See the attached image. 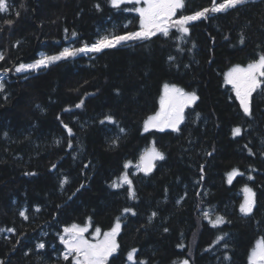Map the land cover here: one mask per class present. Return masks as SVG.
<instances>
[{
    "label": "trees",
    "instance_id": "16d2710c",
    "mask_svg": "<svg viewBox=\"0 0 264 264\" xmlns=\"http://www.w3.org/2000/svg\"><path fill=\"white\" fill-rule=\"evenodd\" d=\"M9 2V11L0 13V52L5 56L0 72L67 44H89L101 34L138 28L135 15L123 6L112 8L108 0ZM210 6L211 0H186L177 16ZM8 19L14 21L11 26L4 23ZM189 29L183 39L173 29L168 37L129 42L3 77L0 229L5 231L0 232V261L69 264L62 258V228L91 218L92 226L103 230L119 217L120 247L109 264H129L127 253L133 248L137 260L147 264L185 259L189 264H248L254 242L264 236V90L253 93L252 115L245 116L222 75L264 52V0L194 22ZM166 83L195 91L199 100L185 110L178 132H143ZM81 100L84 105L76 108ZM107 115L115 123H101ZM236 126L242 135L234 138ZM151 143L165 156L155 162L153 172L145 176L125 170L123 165ZM233 169L242 175L229 184L227 174ZM124 171L133 181L136 199L129 198L127 185L110 187ZM65 178L68 183L61 186ZM245 185L256 193L247 216L239 211ZM125 208L135 215L124 213ZM205 211L226 222L212 227ZM39 243L45 248L38 249Z\"/></svg>",
    "mask_w": 264,
    "mask_h": 264
},
{
    "label": "snow or ice",
    "instance_id": "6c2138e0",
    "mask_svg": "<svg viewBox=\"0 0 264 264\" xmlns=\"http://www.w3.org/2000/svg\"><path fill=\"white\" fill-rule=\"evenodd\" d=\"M251 0H211V6L205 7L202 10L195 11L192 14L177 16L178 12H181L186 7V0H108V3L114 9H121L122 5L133 4L134 7L131 9H125L127 11H135L139 16V29L137 31L126 32L124 34H112L101 36L96 42L92 44L85 43L79 48L65 47L57 55L42 56L40 59L30 64L21 63L15 67L16 73H22L26 71H36L41 68H47L49 65L54 64L61 60L74 58L80 54L88 53H100L106 49H113L118 46H123L129 42L135 41H149L153 37L162 35L168 37L171 31L174 29L180 34L179 38L183 39L184 36L189 34V25L209 19L212 16L220 13H226L229 10L237 9L238 7L244 6L250 3ZM135 5H141L135 7ZM11 5L9 0H0V13H7ZM23 8L24 5H21ZM97 10L100 9V5L95 6ZM20 13L16 12V16L19 17ZM6 25L11 26L14 21L8 19L4 22ZM127 27V25H125ZM67 31V29H65ZM76 36V33H72ZM240 43H244V38L241 36ZM5 56L0 52V61H3ZM171 59V57H170ZM10 69H3V73L6 75ZM224 81L226 84L231 85V88L235 94L236 100L239 101L240 109L245 116L251 117V99L254 92L257 89L264 90V52L258 54L257 58L250 61L246 66L235 65L229 71L224 74ZM5 89V83L3 76H0V92ZM199 100L198 95L195 91L187 92L183 88L178 87L175 84H164L162 94L159 98V110L149 116L143 124V129L148 132L150 129H157L164 131L166 128L172 131H179V126L185 121V109L190 108L196 104ZM84 105V101L81 100L75 105L76 108H81ZM67 111V109H66ZM197 117L199 114L197 113ZM108 121L115 123L111 115L104 117L101 123ZM67 129L68 134L72 135V130L67 125H64ZM123 131V129H121ZM242 135V128L236 126L232 129V136L239 137ZM59 143V141H57ZM115 143V141H113ZM71 147V143H69ZM247 147V145H245ZM249 154L251 150L249 149ZM209 156L212 153H208ZM164 153L161 152L153 143L150 147L146 148L139 156L138 161L135 164V168L138 172L143 173L145 176L150 175L155 166L156 161L164 160ZM124 169L127 170L132 167V162L128 161L123 165ZM55 168V165H53ZM201 177L203 180L204 168L201 166ZM32 175V173H28ZM242 175L238 169H233L227 174V182L232 183L233 179ZM248 179H253L249 176ZM68 183L67 178L61 182V186ZM127 185L128 196L130 199H136V192L133 187V181L129 176L128 171H124L117 180L113 181L110 187L119 189ZM83 187V185L81 186ZM244 192V200L240 205L239 211L244 215H250L255 207V196L256 193L247 185L242 189ZM40 209L37 208L36 211ZM124 213L135 212L131 208H125ZM19 215L25 220L28 216L25 211H20ZM156 213H152V217H155ZM204 218L208 220L212 227H218L224 224L225 218L220 215H216L212 218V214L209 211L204 212ZM150 217L149 219L151 220ZM91 227V218L85 225L71 224L63 228L62 234L59 235V241L64 247L62 258L64 261H68L69 264H109V259L114 256L119 250V243L117 236L121 231V220L119 217L116 218L113 227L109 231H104L99 227H96L94 232L91 234V239L86 236ZM5 229H0V232ZM7 232L15 233L14 228L6 229ZM168 229H165L167 232ZM227 234L218 236L214 241V244H218L225 239ZM227 244L224 245L227 248ZM38 249H44L45 244L39 243L36 245ZM179 247H183L179 245ZM138 250L133 248L127 253V261L129 264H147L144 260H137ZM225 259H228L226 256ZM0 264H4L0 261ZM180 264H189L187 259L182 260ZM248 264H264V238L258 240L255 246L249 253Z\"/></svg>",
    "mask_w": 264,
    "mask_h": 264
},
{
    "label": "rangeland",
    "instance_id": "374dc122",
    "mask_svg": "<svg viewBox=\"0 0 264 264\" xmlns=\"http://www.w3.org/2000/svg\"><path fill=\"white\" fill-rule=\"evenodd\" d=\"M122 6L124 7V10H125V9H131V8L134 7L133 4H125V5H122ZM139 6H141V5H135V7H139ZM126 11H127V10H126ZM129 12H131L133 15H135V16L137 17V25H138V28H137V29H134V30H131V31H137V30L139 29V16H138V14H137L135 11H129ZM132 19H134V17H132ZM131 31H128V32H131ZM124 33H126V32H123V33H120V34H124ZM104 35H107V34H101V35H100L99 37H97L93 42L89 43V45L92 44V43H94V42H96L101 36H104ZM84 44H85V43H82V44H79V45L67 44L66 46H62V48H61L58 52H55V53H52V54L40 53V54L38 55L37 59H35V61L38 60V59H40L42 56H52V55H57V54H58L60 51H62L65 47L79 48V47H82ZM88 54H90V53H88ZM80 55H82V54H80ZM69 59H70V58H69ZM33 62H34V61H31V62H29V63H24V64H30V63H33ZM248 63H249V62H247V63H245V64H235V65L246 66ZM20 64H21V63H20ZM18 65H19V64H17L16 66H18ZM235 65L230 66L227 70H225V72H224L223 75H222L224 85L228 87V89L230 90V92L233 94L234 98H235V94H234V92H233V90H232V88H231V85L226 84L225 81H224V74H225L227 71H229V69H231V68H232L233 66H235ZM16 66H14V67L11 69V71H9L6 75L3 73V71H1L0 74H1L3 77H4V76L8 77L10 74H12L13 76H15V75L24 74V73L28 72V71H26V72H22V73H16V72H15V67H16ZM1 75H0V76H1ZM162 90H163V87H162V89H161V93H160V95L162 94ZM160 95H159V98H160ZM159 98H158V107H157V109H156L153 113H151L149 116L154 115V114L159 110ZM235 99H236V98H235ZM237 101H238V100H237ZM238 102H239V101H238ZM185 110H186V109H185ZM149 116H148V117H149ZM148 117H146L145 120H146ZM145 120H144V121H145ZM143 124H144V122H143ZM150 130H153V129H150ZM150 130H149V131H150ZM165 130H171V129H167V128H166ZM142 131L145 132L144 129H143V126H142ZM152 144H153V143H151V144L145 146V147L141 150V152H140V154L138 155V157H137L134 161H132V167H130V168H131V171H137L136 168H135V164H136V162L138 161L139 156L141 155V153H142L146 148L150 147ZM117 178H118V177H117ZM117 178H116L115 180H117ZM115 180H114V181H115ZM243 200H244V192L242 191V201H241V203L243 202ZM88 221H89V220H87L86 223H88ZM86 223H84V224H79V225H82V226H83V225H85ZM70 225H71V224H70ZM70 225H68V226H70ZM65 227H66V226H65ZM112 227H113V226H111V227L108 228V229H103L102 232H104V231H109ZM95 228H96V227H93L92 224H91V227L89 228V232L86 233V236H87L89 239H91V234L94 232ZM62 232H63V228L61 229L59 235L62 234ZM261 238H264V236H263V237H259V238L254 242L252 248L255 246L256 242H257L258 240H260ZM62 247H63V245H62ZM252 248H251V250H252ZM63 250H64V247H63ZM251 250H250V251H251ZM249 253H250V252H249Z\"/></svg>",
    "mask_w": 264,
    "mask_h": 264
}]
</instances>
